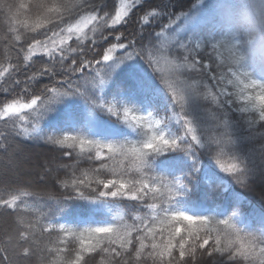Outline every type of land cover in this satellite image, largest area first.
Listing matches in <instances>:
<instances>
[{
  "label": "snow or ice",
  "instance_id": "1",
  "mask_svg": "<svg viewBox=\"0 0 264 264\" xmlns=\"http://www.w3.org/2000/svg\"><path fill=\"white\" fill-rule=\"evenodd\" d=\"M145 2L146 0H117L114 11L106 10L104 0H37L35 4L20 3L15 6V11L12 5L4 6L7 9L8 32L14 38L11 47L16 51L19 61L12 63L9 57L6 65L0 64V96L5 97L0 102V122L4 123L6 129L17 131L24 139H28L30 132L36 131L38 127L35 121L29 122V115L41 106L43 94L54 97L60 95L65 88L78 90V79L73 80V77L98 76L101 66L108 67L117 59H130L134 55L145 56L155 67L162 76L173 106H178L174 114L178 125L175 134L163 130L161 119L156 118L153 113L112 102L104 105L106 111L123 121L137 138L105 141L80 132L47 138L49 144L68 150L64 152L63 159L71 160V150L79 149L89 159L101 161L99 167L93 170L95 173L109 171V166L102 162L104 160L117 156L123 157V160L118 172L111 170L114 177L111 179L93 180L86 172L77 177L75 166L65 164L58 166L56 171L65 172L69 180L57 183L55 179L49 178V170L40 178L41 183H51L53 187L62 186L65 189L71 187L75 198L99 204L109 211L114 202L130 200L139 202L150 213L146 217L133 216L132 224L125 223L124 216L117 213L111 221L76 229L63 222H53L54 211L48 209L47 215L52 216L53 221H49L44 230L63 233L62 242L68 237L79 241L74 257L66 262L60 254H67V248L48 249L50 253L56 254L53 264H86L85 256L98 250L119 259L122 255L129 254L133 248L137 261L151 259L153 264H186L187 258L195 259L198 249L207 251L209 256L218 255L221 258L219 264H264V216L259 218V226L253 228L245 221L241 225L235 223V214L217 218L189 214L178 208L174 210L171 205L177 192L173 183L163 176L149 175L152 172L149 163L151 157L174 151L182 143L189 149L205 146L214 148L217 166L224 173L237 176L242 182L264 166V130L260 131L262 135L256 137L261 143L242 155L235 149V141L227 131V121L220 115L235 112L243 114L250 125H264V79L254 78L253 73L236 71L232 67L228 69L231 78L211 74L209 63L200 59L202 49L209 45L213 49L225 48L231 64L237 68L249 65L242 54L241 37L218 25L210 30L185 34L166 50L144 49L142 38L145 32L142 30L139 37L131 33H117L116 29L119 27H128L132 13L143 7ZM33 9L34 16L31 15ZM21 12L25 14L23 19L18 18ZM157 15L160 20L164 16L168 17L166 23L160 24V29H167L169 22L177 14L171 11L165 13L152 7L139 16L138 30L141 27L147 28ZM106 32L108 35H105ZM24 33L31 36L30 41L27 36L22 35ZM37 36L42 38H36ZM110 39L115 42H109ZM73 42L76 47H73ZM85 42L91 44L90 51L94 53L92 59L85 58ZM101 44H107L102 51ZM97 55L98 59L95 58ZM38 56L45 57L51 62V66L45 65L23 80L18 79L20 73ZM57 65L63 79L56 81L53 86L44 85L41 94L32 95L31 99L26 100L25 96L31 94L33 82L40 77L58 74ZM193 73L202 74L201 78H193ZM205 75L207 79L215 81V84L209 86L204 83ZM21 85L23 87L19 92L7 98ZM228 86H231V91ZM189 97H200L219 109L218 113L208 110L214 130L207 136L206 145L200 126L185 110ZM9 137V131H0V153L7 154L12 147L19 153V145H13ZM129 161L130 164L127 163ZM160 163L166 164L167 157L162 156ZM132 174L141 178L129 179ZM93 184L96 186L93 187ZM83 188L93 195L86 196L81 190ZM72 198L74 197L65 196L56 200L49 197L56 200L58 206ZM43 199L26 189L8 185L5 187V194L0 195V209L15 213L23 205L25 210L35 213ZM29 200L36 206L28 204ZM147 200H158L160 203L145 204ZM61 210L59 207L56 209ZM17 223L23 230L17 231L11 256L8 248H0V264H12L13 257L21 260L34 254L30 241L39 219L33 221L18 217ZM11 239L9 238V242ZM177 251L178 257L175 255ZM214 264L217 262L214 261Z\"/></svg>",
  "mask_w": 264,
  "mask_h": 264
},
{
  "label": "trees",
  "instance_id": "2",
  "mask_svg": "<svg viewBox=\"0 0 264 264\" xmlns=\"http://www.w3.org/2000/svg\"><path fill=\"white\" fill-rule=\"evenodd\" d=\"M200 0H146L143 7L132 13L130 22L127 28L121 26L116 29V32L131 33L139 37L140 31L145 32L144 49L159 50L167 49L172 46L178 39L185 34L195 33L201 30H210L217 25L214 7L209 8L205 14L194 24L191 25L186 32L177 34V27H180L184 22L185 15L191 8L198 4ZM37 0H0V64L6 65L10 57L12 63L19 62L17 53L11 45L13 44V36L9 35L7 20H6V5H12L13 11L15 6L20 3L35 4ZM50 2V0H48ZM105 8L108 11H114L117 5V0H104ZM152 7H157L167 13L169 11L176 13V17L169 22L167 29H160L161 23H166L168 17L164 16L161 20L159 15L152 18L150 25L147 28L141 27L139 30L137 24L139 16ZM31 15H35L33 9ZM25 14L21 12L19 19H23ZM175 18V19H174ZM179 25V26H178ZM155 33V35L153 34ZM22 35L27 36L31 40V36L27 33ZM105 35H108L106 32ZM36 38H42L37 36ZM131 38V37H130ZM99 40V36L97 37ZM109 42H115L111 40ZM19 45H17L18 47ZM73 42V47H76ZM84 55L87 59H92L94 53L90 51V42H85ZM107 44H101L102 51ZM79 59V57H73ZM99 58V56H95ZM200 59L209 63L211 74L224 75L231 78L228 72L229 67L236 71H249L253 73L254 78L264 79V70L253 71L249 65L244 68H237L231 64L229 53L225 48L213 49L209 45L202 49ZM124 63L122 68L113 78L107 79L99 73V78L93 76L73 77L76 80L78 90H70L65 88L60 95L63 97H71L77 100L78 105L74 108H66L50 110L35 117L30 114L29 122L35 121L38 125L36 131L30 132L28 139H24L22 134L12 129H6L3 122H0V131L10 132V141L13 145H19L20 152L37 153L38 163L34 172V180L8 179L0 178V195L5 194V187H19L26 189L36 195L37 198L43 197V201L38 206V211L35 213L28 212L21 205L19 211L8 212L0 209V248H8L9 255H12V248L16 243L15 237L18 230H23L17 223L18 217H24L25 220H37L39 224L35 227V234L30 241L34 249V254L27 258L16 260L13 257L12 264H53L56 260V254L50 253L48 249L67 248V254L62 252L65 262L74 257L75 250L79 247V241L68 237L62 242L63 233L53 230H44L47 228V223L53 221L52 216H48V209H53L55 220L53 222H63L73 228L81 229L88 226H96L101 222L111 221L117 213L124 216V222L132 224V217L140 215L146 217L150 215L148 209L139 202L130 200H119L111 205V211L108 208L102 207L99 204H94L88 200L75 198V193L69 187L68 189L62 186L53 187L51 183L45 185L40 182V178L49 170L50 179H55L57 183L60 180H69V176L65 172H57L58 166L72 164L75 166V175L81 176V173H88V176L95 180L114 178L111 170L117 172L121 168L123 157H115L102 161L109 166V171L95 173L93 170L99 167L101 161L89 159L86 154L79 152V149L72 151V159H63L64 152L67 149H61L59 146H54L48 143L47 138L50 136L58 137L64 133H83L93 139L99 140H117L137 138L135 133L120 119L112 116L106 111L104 105L115 102L117 105H125L145 112L148 108L153 109L152 113L156 118L161 119L163 130H169L175 134L178 130V125L174 119V114L178 110V106L174 107L166 86L163 83L161 74L156 71L155 67L149 63L145 56H136L132 58L117 59ZM67 63H70L68 61ZM67 63L65 67L67 66ZM48 65L51 62L43 56H38L33 59L31 65L24 69L18 79L23 80L27 75L39 70L41 67ZM102 67V66H101ZM57 75L45 76L38 78L33 82L31 94L25 96V99H31L32 95L41 94L44 85H56V81L63 79V75L59 73V65H57ZM200 73H193V78L200 79ZM105 79V80H103ZM103 80L104 86L100 85L99 81ZM204 83L209 86L215 84V81L207 79L204 76ZM21 85L13 93H10L7 98H11L22 88ZM231 91V86H228ZM215 90V89H214ZM55 97V96H54ZM5 97L0 96V102H3ZM53 96L48 94L42 95L43 103H51ZM186 112L192 115L196 123L201 128V134L205 137V145L207 144V136L211 135L214 126L213 122L208 117V110L219 112L211 102L205 101L200 97H189L185 107ZM34 114V113H33ZM227 121V131L235 141V149L244 154L250 151L254 146H258L261 141L256 139L261 130H264V125L255 127L246 122L243 114L235 112H224L220 114ZM19 153L15 152V148L9 149L7 154L0 153V165L5 162L8 157L11 158ZM94 157V153L92 154ZM162 156L167 157V163L161 164ZM130 164V161L127 162ZM151 171L149 175H159L167 178L173 183L174 190L177 196L171 207L180 209L193 215H208L220 217L233 216L234 222L241 225L242 221L249 223L251 227L259 226V218L264 216V166L250 175L246 181H241L235 175L224 173L216 164L215 149L208 148H186L182 143L174 151L162 155H156L149 160ZM71 171V170H69ZM129 179L141 178L137 174H132ZM177 181L179 183H177ZM96 185L93 184V187ZM85 195L90 194L86 188L81 189ZM73 196L59 206L56 200L65 197ZM54 197V199H49ZM160 203L156 200H147V203ZM28 204L36 206L33 201H27ZM57 207L62 209L56 211ZM139 223V222H137ZM159 226V225H157ZM183 227V225H180ZM139 235V233H137ZM9 238L11 242H9ZM209 246H206L208 248ZM135 249H131L129 254L122 255L119 259H114L111 254L100 252L90 253L85 256L86 264H153L151 259H141L137 261L134 256ZM178 257V251L175 253ZM220 257L218 255L209 256L207 251L198 249L195 259L187 258L186 264H214V261L219 264Z\"/></svg>",
  "mask_w": 264,
  "mask_h": 264
},
{
  "label": "clouds",
  "instance_id": "3",
  "mask_svg": "<svg viewBox=\"0 0 264 264\" xmlns=\"http://www.w3.org/2000/svg\"><path fill=\"white\" fill-rule=\"evenodd\" d=\"M216 23L239 35L253 70H264V0H214Z\"/></svg>",
  "mask_w": 264,
  "mask_h": 264
},
{
  "label": "rangeland",
  "instance_id": "4",
  "mask_svg": "<svg viewBox=\"0 0 264 264\" xmlns=\"http://www.w3.org/2000/svg\"><path fill=\"white\" fill-rule=\"evenodd\" d=\"M3 1V0H2ZM214 0H200L197 5L193 6L190 11L185 15L184 22L181 24L178 28L177 34H181L182 32H186L187 29L194 25L202 16L205 14V12L211 8L214 7ZM1 20V19H0ZM1 25V23H0ZM179 26V25H178ZM124 63L121 61H115L108 67L102 66L100 69V74L102 77H105L107 79L113 78L117 72H119L122 68H124ZM98 80L99 76H94ZM105 80V79H103ZM102 80V81H103ZM100 85L104 86V83H101V80L99 81ZM78 102L76 99L71 97H63L62 95H57L53 97V100L51 103H41V106H39L32 115L35 117V115H39L40 119L43 117L42 114L45 115L50 110H57L61 109L63 106L66 108H74L77 107ZM153 109H147L145 112H151ZM36 115V116H37ZM37 153H27V152H21L18 155H15L11 158L5 159V162L0 165V178H8V179H21V180H34L35 175L34 172L36 171V165L38 163V157L36 156Z\"/></svg>",
  "mask_w": 264,
  "mask_h": 264
}]
</instances>
